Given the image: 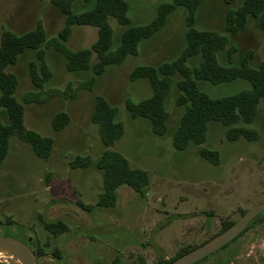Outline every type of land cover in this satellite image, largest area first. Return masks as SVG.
<instances>
[{"label": "rangeland", "instance_id": "1", "mask_svg": "<svg viewBox=\"0 0 264 264\" xmlns=\"http://www.w3.org/2000/svg\"><path fill=\"white\" fill-rule=\"evenodd\" d=\"M126 2L130 25H142L155 16L161 0ZM241 2L202 0L194 25L226 36L223 53L227 51L234 62L246 58L255 68L264 63V32L256 19H249L237 33L224 28L226 11ZM82 5V0L75 1L76 9H84ZM184 16V9L177 7L152 37L139 42L136 55H127L122 63L110 65L97 77L92 90L79 88L92 72L68 71L64 56L53 46L45 48L51 76L42 95L51 88L65 92L43 103H25L24 125L51 137L52 151L47 158L39 157L29 143L12 136L0 162V234L27 244L31 238L30 247L37 250L39 246L43 253L37 264H159L161 256L168 260L182 246L200 244L219 229L222 220L234 221L240 211L264 201L262 102L254 119L246 124L256 130L254 140L241 137L230 141L225 136L226 126L210 121L206 140L185 149L175 148L172 142L183 114V107L175 103L174 87L165 103L167 131L161 136L153 133L148 120L131 118L125 108V99L136 102L152 93L145 78L129 80L132 68L157 67L182 51ZM38 20L47 39L56 36L64 25V15L52 0H0V39L5 30L22 33ZM109 23L116 39L124 26L113 17ZM96 37L95 26H73L67 45L72 50L87 48ZM248 52L250 56H246ZM34 58V51L29 50L7 68L18 77L15 96L19 100L26 91L35 89L28 72V63ZM197 62V57H191L186 63L193 67ZM196 83L211 98L250 87L242 79L217 84L199 79ZM97 94L116 106L117 119L124 124L123 135L111 149L121 152L131 166L148 175L142 196L129 186H119L116 204L110 209L95 204L102 191V174L96 161L104 149L98 127L90 120ZM60 111L68 114L70 121L63 129L54 130L52 117ZM0 120L6 122L4 112ZM201 149L208 151L211 158L201 156ZM75 156L86 157V164L75 165ZM43 220H62L67 229L53 235L45 229ZM7 256L0 254V264H20ZM197 264H264V214L226 247Z\"/></svg>", "mask_w": 264, "mask_h": 264}, {"label": "trees", "instance_id": "2", "mask_svg": "<svg viewBox=\"0 0 264 264\" xmlns=\"http://www.w3.org/2000/svg\"><path fill=\"white\" fill-rule=\"evenodd\" d=\"M75 1L52 0V3L64 15V25L58 34L50 39H47L40 20L33 28L22 33L10 30L2 32L0 39V110L5 113L6 122L3 123L0 120V162L7 153L12 136H18L29 143L39 157L47 158L52 151L53 139L51 137L42 136L24 125L25 103H43L50 97L65 92L51 88L42 95V88L51 76L45 59V48L53 46L57 52L61 53L65 58L68 71L92 72V75L79 85V88L92 90L97 77L103 75L110 65L122 63L127 55H136L139 42L152 37L177 7H182L185 11V45L176 58L164 61L157 67L136 65L132 68L128 75L129 80L145 78L151 86L152 93L136 102L125 99V108L129 116L145 118L155 135H163L167 131L168 120L165 103L174 87L175 103L183 107V114L172 135L175 148L185 149L191 143L204 142L210 121H218L226 126L225 136L230 141L241 137L254 140L257 137L256 130L246 124L254 119L259 103L264 104V63L254 68L250 66L246 58L232 61L227 51L223 53L227 45L226 36L215 30L195 27V13L202 0H161L156 7L155 16L142 25H130L126 0H82L84 8L82 10L75 8ZM233 1L225 0L227 4ZM110 17L115 18L118 24L124 26L116 39L109 23ZM251 18L256 19L258 26L264 32V0H242L238 6L229 7L225 14L224 28L228 32L237 33ZM77 25H91L97 28V37L90 47L78 50L68 47L67 41L72 28ZM29 50L35 53V58L28 63L30 80L35 89L26 91L19 100L15 96L18 77L7 68L16 64L19 56ZM93 54L95 55L94 61L92 60ZM246 54V56L251 55L250 52ZM220 55L224 57V60ZM191 57L198 59L193 67L186 63ZM199 79L216 84L242 79L249 82L250 87L222 98H211L197 86L196 82ZM117 113L116 106L111 104L106 97L100 94L93 97L90 120L97 125L104 146L96 161V166L102 174V191L98 194L95 204L102 209L115 206L116 189L119 186H129L142 196L144 187L148 183V175L144 170L131 166L129 160L121 152L111 149L124 132V124L117 119ZM69 121L68 114L62 111L57 112L52 117V128L61 130ZM262 126L264 133V119ZM200 154L206 159L211 158L206 150L201 149ZM74 164L85 165L86 157L75 156ZM80 204L86 209V205ZM244 211H240V215ZM263 214L264 211L258 214L248 226L261 218ZM234 221L222 220L219 229L212 236ZM43 222L45 229L53 235L67 229L62 220H43ZM195 246H182L168 260L161 256L159 264H167ZM33 251L36 260L43 254L39 246ZM57 251L58 249L55 253Z\"/></svg>", "mask_w": 264, "mask_h": 264}, {"label": "water", "instance_id": "3", "mask_svg": "<svg viewBox=\"0 0 264 264\" xmlns=\"http://www.w3.org/2000/svg\"><path fill=\"white\" fill-rule=\"evenodd\" d=\"M263 211L264 201L250 206L228 227L167 264H194L200 261L231 242ZM0 254L11 255L20 264H37L36 255L29 244L11 236L0 234Z\"/></svg>", "mask_w": 264, "mask_h": 264}, {"label": "bare ground", "instance_id": "4", "mask_svg": "<svg viewBox=\"0 0 264 264\" xmlns=\"http://www.w3.org/2000/svg\"><path fill=\"white\" fill-rule=\"evenodd\" d=\"M7 257H9L10 259H12V256H11V255H9V256H7Z\"/></svg>", "mask_w": 264, "mask_h": 264}, {"label": "flooded vegetation", "instance_id": "5", "mask_svg": "<svg viewBox=\"0 0 264 264\" xmlns=\"http://www.w3.org/2000/svg\"><path fill=\"white\" fill-rule=\"evenodd\" d=\"M29 244V243H28ZM30 246V245H29Z\"/></svg>", "mask_w": 264, "mask_h": 264}]
</instances>
